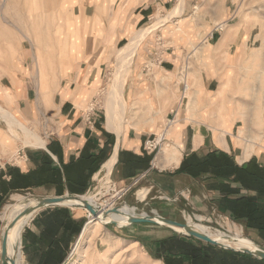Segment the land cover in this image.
I'll return each instance as SVG.
<instances>
[{
  "label": "rangeland",
  "instance_id": "1",
  "mask_svg": "<svg viewBox=\"0 0 264 264\" xmlns=\"http://www.w3.org/2000/svg\"><path fill=\"white\" fill-rule=\"evenodd\" d=\"M78 1L66 0L65 2L64 0V4L63 0H57L53 4L45 5L43 0H38V5L33 6L29 0H0V100L5 98L4 101L10 100L8 104L13 105L15 103L13 93L19 96L29 93L33 109L32 115L27 118L11 110L7 111L6 109L4 111L5 108L0 103V162L4 166L2 171L5 173L9 168H19L22 172H27L28 167L21 156L30 152L43 151V149L29 147L28 143L33 142L32 138L20 130L14 129V118L31 127L45 142L48 150L45 133L51 114H46V112L48 113V109L53 107L55 98L59 95L62 75L61 62H64L69 55L77 50L75 45L79 38L78 28L80 27L76 7ZM115 2L116 0H91V3L95 5L97 10L101 11L100 14L104 18L97 19L99 22L95 23L97 25L95 27L99 29L97 33L100 34L98 36L100 39V62L108 63H106L99 81L94 84V91L83 99L82 108L91 114H96L94 117L105 126L112 98L115 99L112 93L117 90L118 97L116 98H121L122 102L125 101L126 103L125 123H123L122 132L124 135L128 133L131 127L136 129L143 127V129L147 128V132L152 131L153 136L149 140L159 139L160 135H164L168 131L171 132L178 126L181 129L187 124L199 126L205 122L210 129V127L218 125L214 116L215 107L203 102L204 92L200 84L201 71L209 67L212 75L217 76L219 80L213 88L214 93L220 89L224 91V99L229 104L227 105L232 116L231 129H226V131L231 130L232 133V135L227 134V141L231 150V154H228L235 157L237 163L241 162L244 142L238 140L239 131H248L249 134L260 137L261 140L257 141L258 145L254 155L246 163L256 159L264 167V0H193L191 2L185 0L184 8L179 17H175L174 14L181 0H160V5L151 9L149 18L138 27L136 23L129 21V17L125 16L126 11H122L121 6L114 8ZM62 4L65 7L68 5L65 8L68 11L62 7L65 11L64 14L57 13L56 18L60 17L59 22L62 19H70V15L72 18L68 24L63 26L62 33L58 35L57 22L53 21L51 13L59 5L63 6ZM29 6H33L30 8L31 10H29ZM42 14H46V17L37 22L36 17L38 18ZM222 22L226 26L218 27ZM152 26H155L154 30L144 38L141 40L136 38L130 42V39L141 30L153 28ZM106 29H109L113 34L108 40L104 39L105 35L103 34ZM214 31L221 32L224 36L235 34L240 39L242 46L239 48L234 62H227V59L220 57L222 54H219L215 47L209 46L207 39ZM229 31L232 32L228 33ZM122 36H125L128 41L117 44L118 39ZM61 41L68 43L63 53L60 50ZM127 44H129L130 50L133 48L131 47L132 44L136 49L132 50L135 52H131L132 50H129ZM123 47H126L123 53H128L130 59L122 52L119 56L116 54ZM173 47L176 51L174 62H180V66L173 75L164 74L159 63L164 61L159 56L164 49ZM148 50L151 53L146 58ZM116 57L120 58L117 59ZM211 60H216V62H211ZM118 62L122 65L120 70L124 69V72L119 70L120 64ZM122 62L127 65L126 68ZM140 62L145 64L142 70L146 65L148 68L141 76V80L135 84V88L139 92H147L148 96L143 97L138 92L136 97L124 99L126 80L128 81L129 77L134 74L135 64H140ZM118 76H122L119 77V81L122 79V85L119 82L120 84H116V88L114 81H116L115 77L118 79ZM37 82L39 83L38 86ZM43 82L46 83L44 85L46 92H49L51 88L48 98L38 97L40 85L41 91L44 88ZM185 86H187L186 91ZM112 87L116 89L113 91ZM200 93H202L201 96ZM8 94L12 95L11 99ZM213 94L209 95V98ZM190 96L194 101L188 107ZM9 111L10 113H8ZM10 121L12 123H9ZM168 121L175 123L171 127H167ZM210 130L212 150H220L218 148L221 147L215 143L213 130ZM13 135L16 136L13 138ZM164 138L163 143L170 139L167 135ZM182 139L183 136L179 133L178 138L172 144L180 145ZM19 151H21L20 155ZM160 151L156 150L154 155H159ZM103 177L105 180L104 187L102 184L96 183L94 186L96 190L92 189L85 194V196L91 197V203L95 206L106 203L114 194L110 184L107 185L105 174ZM3 179L9 180L8 176ZM16 195L23 196L27 200L33 199L34 203L31 206L35 205L36 200L57 196L54 190L36 189L12 193L3 199L0 205V264H2V234L4 235L7 229L5 227L6 221L2 216L5 206L15 203L14 196ZM123 198L117 202L115 207L125 206ZM113 208L112 206L110 209ZM126 208L122 209L124 213L137 214L136 208ZM70 210L76 218L83 216L82 220H85V223L91 217L84 209L81 211L72 207ZM195 217H203L205 221L199 222ZM34 218L25 228L22 241L16 240L11 246V250L16 246V253L19 251V247H22L23 261L21 264H30L25 254L23 238L27 230L33 229ZM175 221L203 225L214 233L219 231L229 239L230 237H246L264 246V241L259 238L256 232L246 231L242 225L234 222L229 216L220 213L216 207L212 208L207 216L193 214V212L185 210L178 215ZM154 228L161 227L155 226ZM124 229L126 228H116L112 225L105 227L100 231L96 240L91 242L88 256L79 260L74 257L71 261L76 260L74 264H156L154 261L165 264L162 260L152 256L155 242L151 241V236L155 238L161 234L167 239L179 235L169 229H152L150 226H141L128 232L122 231ZM136 233L142 235L137 236ZM106 240L110 243H106ZM135 242H139L142 251L148 255L147 261L146 258L140 259L135 253V246L131 244ZM10 252L8 256H10Z\"/></svg>",
  "mask_w": 264,
  "mask_h": 264
},
{
  "label": "crops",
  "instance_id": "2",
  "mask_svg": "<svg viewBox=\"0 0 264 264\" xmlns=\"http://www.w3.org/2000/svg\"><path fill=\"white\" fill-rule=\"evenodd\" d=\"M79 1L76 6L77 17H79L80 21V27L78 28L79 38L75 45L77 50L75 53L69 55L68 59L61 62L60 70L62 75L59 95L55 98L53 107L48 109V113L46 112V114H51L49 118L50 122L48 123V128L45 133L48 145L52 142H57L60 145L65 164H68L73 159L78 160L87 144L92 148L93 146L96 147L93 149L94 151L91 150L95 155L99 154V152L106 147V160L98 171L99 173L97 172L93 176L91 187L88 189L89 192L92 189L96 190V187H94L96 183H98V185L102 184L104 187L105 180H103V176L105 172L102 170L103 166L110 160L116 149H118L117 161L110 176V185L115 187L116 190L131 188L130 193L123 198V204L131 208H136L139 214L159 215L171 220H176L178 215L185 212V210H189L193 212V214L209 215L211 209L215 208V204L220 198L219 194L207 189L208 183L206 178L195 180L178 171L184 156L192 153L206 155L213 151V146L210 143L211 130L205 122L199 126L187 124L181 127L179 133L183 136L181 142L183 157L179 166L175 169L160 168V170H158L159 168L155 166L158 155L145 151L146 142L153 136L152 131L147 132V128L143 129V127H138L137 129L131 127L126 135L108 132L103 123L98 122L94 117L96 114H91L88 110L82 108L83 99L94 91V84L99 81L103 74L104 67L108 62H100V39L98 38L100 34L97 33L99 29L95 27L99 19H104L100 14L101 11L96 9L95 5L91 3V0ZM159 1L160 0H116L114 8L116 9L117 6H121L122 11H126L125 16L127 18L129 17V21L136 23L138 27L149 18L151 9H155L160 5ZM186 1L191 2L193 0ZM119 16L121 15L119 14ZM231 32L232 31H229L228 33ZM103 34L105 35V40H108L113 35L109 29H106ZM124 41H128V39L122 36L118 39L117 44ZM207 42L209 46L215 47L216 51L222 54L220 57L227 59V62H234L238 50L242 46L237 35L228 34L224 36L221 32L219 33L217 31L209 35ZM161 52L159 57L164 61L159 62L162 66L161 70L164 71V74L173 75L180 66V62H174L176 58L175 48L164 49V51ZM150 53L151 52L148 50L146 58ZM211 62H216V60H211ZM144 65L143 62L135 64L134 74L129 77L128 81L126 80L124 99H132L139 93H141L143 97L148 96L147 92H139L135 88V84L141 80V76L147 71V65L142 70ZM201 77L200 84L204 92L203 102L207 103L209 95L214 93L213 88L215 83H218L219 80L217 76L212 75L209 67L201 71ZM45 84L46 83L43 82L42 86ZM39 88L38 92L40 95L46 92L45 86L42 91L41 85ZM49 93H51V88L49 89ZM13 94L15 100L13 105H7L3 98H1L0 103L5 109L29 118L33 111L29 93L21 96L16 93ZM2 95L4 96V94ZM233 129L234 126L232 131ZM40 149H43V151L25 154L28 158V161L25 162L28 171L22 172V170H20L22 173H28L36 169L43 153L51 155L46 149V145L45 148ZM218 149L231 154L228 141L227 149ZM152 154L154 157L150 162L149 168L143 169L138 166L137 158H143L145 155L150 156ZM53 159L57 161L54 156ZM246 162L238 163L242 165ZM164 164L165 162L162 160L161 166ZM3 168L4 166L0 162V171L4 170ZM142 191L144 193V198L141 200L139 198V192L142 193ZM76 209L83 210L80 208ZM82 218L83 216L79 218L75 217L77 220H82ZM141 226L161 229L154 228L155 226L153 225L141 224L133 225L122 231L128 232ZM30 230L35 235H40V231L36 226H33V229ZM136 235L140 236L142 234L136 233ZM165 238V236H161L160 234L155 238L151 236V241L158 242Z\"/></svg>",
  "mask_w": 264,
  "mask_h": 264
},
{
  "label": "trees",
  "instance_id": "3",
  "mask_svg": "<svg viewBox=\"0 0 264 264\" xmlns=\"http://www.w3.org/2000/svg\"><path fill=\"white\" fill-rule=\"evenodd\" d=\"M38 167L28 173L18 168L0 171V205L12 193L44 188L57 196L68 192L84 195L91 187L93 176L106 160V147L95 155L87 144L78 160L64 163L57 142L48 145ZM94 151V150H93ZM56 157L57 161L53 159ZM154 155L137 158L138 166L150 167ZM179 173L200 180L206 178L207 189L219 194L216 209L246 231L256 232L264 241V167L256 159L239 165L235 157L221 150L206 155L192 153L184 157ZM8 176L9 180L3 178ZM85 220L75 219L69 208L57 207L39 213L33 221L40 235L27 230L24 249L30 264H62L77 240ZM152 256L165 264H264L248 255L222 250L194 238L175 235L153 244Z\"/></svg>",
  "mask_w": 264,
  "mask_h": 264
},
{
  "label": "bare ground",
  "instance_id": "4",
  "mask_svg": "<svg viewBox=\"0 0 264 264\" xmlns=\"http://www.w3.org/2000/svg\"><path fill=\"white\" fill-rule=\"evenodd\" d=\"M25 1H27V0H25ZM29 1H30L31 5H33V6H37L38 5V0H29ZM55 2H57V0H43V3L45 5H50V4H53ZM63 2H64V0H63ZM65 2H66V0H65ZM65 2H64V4H65ZM30 3H28V4H30ZM64 4H62L63 6L59 5V6H61V8H59V6H58L57 9L54 10V12L52 10H50V11H52L51 15H52L53 21L57 22V34L58 35L62 33L61 31H63L62 30L63 26L65 24H68V21L72 18V15H70V19H62L60 22H59L60 17L56 18V14L57 13L60 12V13H62V15L64 14L65 11L63 9H65L68 6V5H66V7H65ZM184 4H185V0H181V3L179 5V7L175 10V14H174V15H176L175 17H179V15L181 13V10L184 8ZM30 6H29V10H31L30 8L33 7V6L30 7ZM62 7H63V9H62ZM50 9H51V7H50ZM33 10L31 11V13L33 12ZM65 10L68 11L67 9H65ZM26 15H27V13H26ZM45 17H46V14H42L41 16H38V18L36 17V21L38 22L40 19L43 20ZM224 26H226V24L224 22H222L221 24L218 25V27H224ZM152 27L153 28L149 27V28H145V29L141 30L138 34L133 36L132 39H130V42H131V40L133 42V40H135L136 38H138L140 40L142 38H144L147 34H149L152 30H154L155 26H152ZM129 44H127V45L129 46ZM132 44H134V43H132ZM132 44H131V47H133L132 49H134V46H132ZM34 45H35V43H34ZM127 45H125V46H127ZM138 45H136V46H138ZM67 46H68V43L66 41H61L60 50H61L62 53L67 48ZM124 49H126V47L125 48L123 47L122 49H119V51L116 52V54H118V56L121 55V52L123 53ZM129 50H130V46H129ZM134 50H136V49H134ZM134 50H132L131 52H133ZM127 51H128V49H127ZM127 51H126V53H127ZM124 55L128 57V53L124 54ZM127 57H125V59H127ZM118 58H120V57H118ZM128 58L130 59V55H129ZM129 59H127V60H129ZM123 60L124 59H122V61ZM116 61H118V60H116ZM120 63H121V61H120ZM120 63L118 62V64H120ZM122 64H123V62H122ZM123 65H125V63ZM121 66L122 65L120 64L119 70L121 69ZM126 66L127 65H125V68H126ZM122 69H123V67H122ZM120 71L124 72L125 70L123 69V70H120ZM121 72H119V73H121ZM119 77L121 78L122 76H118V79H117V77H115L116 81H114V83H115L114 85L118 84L119 82L121 83L122 79H120L121 81H119ZM115 78H114V80H115ZM38 84L39 83L37 82V86H38ZM121 85H122V83H121ZM113 87H112V90L114 91L117 88V85L115 86L116 88H113ZM116 91L117 90H115L112 93L114 95L113 97H115V99L112 98L110 108H109V110L107 112L105 128L107 129L108 132L121 134L123 132V123H125L126 103H125V101L122 102L121 98H116V97H118ZM202 93H200V96H201ZM49 95H50L49 92H45L42 95H40L38 93V97L39 98H48ZM8 96L10 97V99L12 98V95L8 94ZM224 98H225V93H224V91L222 89H220L216 93H214L211 98H209V100H208V102L206 104L213 105L215 107L214 116L217 119L218 125L216 127H212V128L210 127V129H212L213 133H214L215 143H216L217 146L227 149L226 136H227V134L232 135V133H231V130L226 131V129L227 128L231 129L232 116L229 113V106H228L229 104ZM9 101L10 100L6 101L7 105H9L8 104ZM193 101L194 100H192V97L190 96L189 106L188 105L187 106L190 107V104ZM180 102H181V100H180ZM5 110L6 109H4V111ZM3 113L5 115V112H3ZM8 113H10V111ZM5 116H7V115H5ZM14 122H15L14 126H13V124H11L14 127V129H18V130L24 132L27 136H30V138H32L31 140H33V142H29L28 143L29 147H31V148H39V149L40 148H45V145H46L45 142L38 136V134H36V132L34 130L31 129V127H29L28 125L23 124L21 121H19L18 119H15V118H14ZM9 123H12V121H10ZM247 128L249 129L248 126H247ZM179 130H180V127L178 126V127L174 128L173 131H171V132L168 131L167 133L164 134V136L165 135L169 136L170 139L168 140V142L163 143L161 151H160V154L156 158L155 166H157L159 168L158 170H160V168L175 169L176 167L179 166V164H180V162L182 160V157H183L182 150H181L182 149V145L181 144L180 145H178V144L173 145L172 144V142L175 139L178 138ZM239 133H240V135L238 136V140L240 139V141L244 142L243 145H242L243 155L240 158V160H241V162H246V161H249L250 158H252V156L254 155L255 148L258 145L257 141H260L261 138L260 137H256V136L254 137L253 135L249 134L248 131H245V130H240ZM15 136L16 135H13V138ZM263 136H264V134H263ZM162 138H163V136L160 135L159 141L162 140ZM117 155H118V149H116V151L114 152V154L110 158V160L108 162H106L104 164V166H103L102 170L106 174L105 177H107L106 178L107 185L110 184V176H111L113 167H114V165H115V163L117 161ZM162 160L165 162V164L163 166H161V161ZM115 198H116V195L113 194V195H111L110 199H108L106 201V203H102L99 206L102 207L103 210L110 209L113 206L112 205L113 204L112 200H114ZM139 198L141 200L144 198L143 191H142V193L139 192ZM84 199H86L87 201H89L91 203V197L85 196ZM14 200H15V203L5 206L4 213H3V216H2V218L6 221V225H5L6 228L19 216L20 213H22L26 208H28L29 206H31L34 203L33 199H28L27 200L23 196H19V195L14 196ZM109 200L112 201L111 206L106 205L107 202L108 203L110 202ZM123 209H127V208L124 207ZM124 214H130V213L125 212ZM34 217H35V215L32 214L29 217L23 219L13 229V231L9 233L8 242H7L8 253L11 251L9 257L13 258L14 260H16V264H21V262L23 261L22 260V258H23L22 257V251H21L22 247L20 246L19 247V251L16 253V246H14L13 249L11 250L12 243L16 242V240L17 241L18 240L22 241V234H23L25 228L29 225V223L32 222L31 220ZM196 219L199 222H204L205 221L203 217H197ZM90 220H92V217H90ZM109 220L117 221L120 224L127 221L126 217H124V216H111ZM189 225L192 226L198 232H200L202 234H205V235H208L209 237L218 240L219 242H221L222 244H224L226 246H231L233 248L234 247L235 248H245V249L247 248L249 250L252 249L249 244H247V243H245L243 241L233 242L229 238L225 237L219 231H218V233H214L211 230L206 229L203 225H197V224H195V225L194 224H189ZM102 229H105V227L101 223H99V222L90 223V225L87 227V229L85 231V234L83 235V238L81 240L80 245L75 250V254H74L75 259H78V260L79 259H83V258L85 259L88 256V254L90 252V249H91V242L96 240V238L99 236L100 231ZM173 230H174V232H176L178 234L185 233L182 229L174 228ZM3 236L4 235L2 234V237ZM106 243L109 244L110 241L106 240ZM131 244H132V246H135L134 251L139 256V258L140 259L146 258V261H147V258H149V257L146 254V252L142 251V249L139 246V244L138 243H131ZM142 261H145V260H142ZM75 262H76V260L71 261L69 264H74ZM154 262L156 264H163L162 262H159V261H154Z\"/></svg>",
  "mask_w": 264,
  "mask_h": 264
},
{
  "label": "water",
  "instance_id": "5",
  "mask_svg": "<svg viewBox=\"0 0 264 264\" xmlns=\"http://www.w3.org/2000/svg\"><path fill=\"white\" fill-rule=\"evenodd\" d=\"M85 195H71L69 193H66L62 196H55V197H49V198H43L41 200H36L35 205L30 206L26 208L22 213L19 214V216L7 227L3 239H2V252H1V261L2 264H16V260L13 258H10L8 256V237L9 233L13 231V229L25 218L29 217L30 215L34 214L35 217L41 213L44 210L47 209H53L57 207H65L72 209L74 208H80L86 210L92 217V220L88 218L87 222L84 224L78 239L76 240L70 254L68 257L64 260L62 264H69V262L72 260L75 254V250L81 243V240L83 238V235L85 234V231L87 227L92 222H99L103 226H115L116 228H128L132 225H141V224H149L158 226L161 228L169 229L174 231V228L182 229L185 233H180L179 235H182L186 238H194L196 240H199L203 243L215 246L217 248H220L225 251H229L232 253H238L241 255H248L251 256L257 260L264 261V246L257 244L256 242L250 240L246 237H230V240L233 242L243 241L251 246V250L245 249V248H233L231 246H226L219 242L216 239H213L209 237L208 235L202 234L195 230L192 226L186 223H179L175 220H171L159 215H148V214H124L122 209L124 207H129L128 205L125 206H118L114 207L113 209H107L103 210L100 206H95L91 204L89 201L84 199ZM112 215H122L126 217L127 221L124 223H119L114 220H109ZM178 234V233H177Z\"/></svg>",
  "mask_w": 264,
  "mask_h": 264
},
{
  "label": "built area",
  "instance_id": "6",
  "mask_svg": "<svg viewBox=\"0 0 264 264\" xmlns=\"http://www.w3.org/2000/svg\"><path fill=\"white\" fill-rule=\"evenodd\" d=\"M184 82V81H183ZM187 89V86H185V91ZM175 122L174 121H168L167 127H171ZM163 138L162 140L159 141V139L154 138L152 140H148L145 144V151L150 152V153H154L156 150L160 151L161 150V144L165 141L164 135H162ZM21 151H19V155H20ZM22 159L24 160V162L28 161V158L26 157V155L22 156ZM112 187V185H110ZM131 191V188L129 189H123V190H116L115 187H112V192L116 195V198L113 201V207L116 206L117 202L119 200H121L123 197H125L127 194H129ZM110 201V200H109ZM112 201H110L109 203L107 202L106 205L111 206Z\"/></svg>",
  "mask_w": 264,
  "mask_h": 264
}]
</instances>
